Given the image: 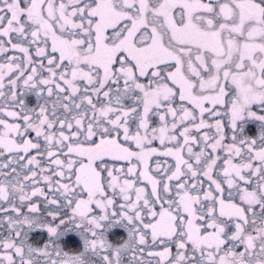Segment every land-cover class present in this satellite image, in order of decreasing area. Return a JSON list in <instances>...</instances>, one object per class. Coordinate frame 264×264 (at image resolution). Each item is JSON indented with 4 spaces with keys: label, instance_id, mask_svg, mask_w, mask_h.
I'll return each instance as SVG.
<instances>
[{
    "label": "snow or ice",
    "instance_id": "6c2138e0",
    "mask_svg": "<svg viewBox=\"0 0 264 264\" xmlns=\"http://www.w3.org/2000/svg\"><path fill=\"white\" fill-rule=\"evenodd\" d=\"M0 264H264V0H0Z\"/></svg>",
    "mask_w": 264,
    "mask_h": 264
}]
</instances>
